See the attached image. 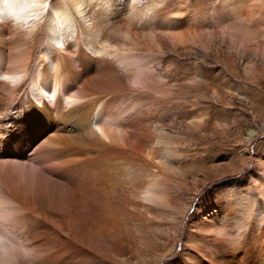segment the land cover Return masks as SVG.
<instances>
[{"label": "bare ground", "instance_id": "1", "mask_svg": "<svg viewBox=\"0 0 264 264\" xmlns=\"http://www.w3.org/2000/svg\"><path fill=\"white\" fill-rule=\"evenodd\" d=\"M83 1L37 0L34 30L0 15V264H147L162 247L154 264H264L262 202L248 219L226 210L189 235L202 201L189 215L181 159L196 147L199 161L209 134L189 119L202 109L200 81L181 83L180 60L164 50L186 24L169 19V0ZM68 4L84 13L75 35ZM156 28L154 52L139 34Z\"/></svg>", "mask_w": 264, "mask_h": 264}, {"label": "rangeland", "instance_id": "2", "mask_svg": "<svg viewBox=\"0 0 264 264\" xmlns=\"http://www.w3.org/2000/svg\"><path fill=\"white\" fill-rule=\"evenodd\" d=\"M95 1L84 0L79 4L82 9L85 6L89 9V4ZM181 2L184 9L179 10L180 16L177 6ZM168 4L169 19L183 20L187 26L184 25L183 31H176L184 33V40L181 43L173 40L174 45L164 49L165 60H180L183 66L180 74L184 75L181 83L191 86L194 79L200 81L199 95L204 99L202 109L189 119L196 117L209 134L206 143L199 146V161L191 163L189 160L196 147L193 152L182 150L185 151L182 167L189 173L186 186L189 199L193 198L189 215L199 201L203 204L190 228L189 235L193 236L204 225L219 222L226 210L236 213L238 219H248L253 215L251 208L259 207L261 202L264 205V0H169ZM68 15L70 31L75 35L77 27L74 20L79 14L70 4ZM85 22L90 24V18H85ZM195 24L198 29L194 28ZM160 31L159 28L143 30L139 34V42L148 40L150 48L155 47L152 51L156 52L159 41L155 40V35L161 34ZM190 32L194 34L190 35ZM49 42L56 47L61 45L57 48L63 44L61 39ZM172 102L177 100L172 99ZM176 120L179 121V116ZM176 127L185 129L184 124ZM167 131L175 135V132ZM156 145L157 139L153 147ZM223 176L229 177L219 178ZM197 185L200 188L198 194ZM203 197L206 198L204 201ZM171 224L173 222L170 223L171 228L175 226ZM190 225L189 220L181 222L179 232L184 230L187 233ZM154 228L151 230L155 231ZM196 244L205 247L201 237L196 239ZM156 251L146 254L147 264H154L162 255L168 254L165 247Z\"/></svg>", "mask_w": 264, "mask_h": 264}, {"label": "clouds", "instance_id": "3", "mask_svg": "<svg viewBox=\"0 0 264 264\" xmlns=\"http://www.w3.org/2000/svg\"><path fill=\"white\" fill-rule=\"evenodd\" d=\"M3 10L0 11V15L9 17L15 25H20L25 29H35V24L30 23L39 19V13L30 11L38 7L37 0H3ZM61 45H57L60 47ZM21 79L20 76H3V80L10 83H17Z\"/></svg>", "mask_w": 264, "mask_h": 264}, {"label": "snow or ice", "instance_id": "4", "mask_svg": "<svg viewBox=\"0 0 264 264\" xmlns=\"http://www.w3.org/2000/svg\"><path fill=\"white\" fill-rule=\"evenodd\" d=\"M131 84L133 87H139L140 86V80L139 79L133 80V81H131ZM97 132H99L102 136H104L105 139H108V137L106 135H104V133L100 129H97Z\"/></svg>", "mask_w": 264, "mask_h": 264}]
</instances>
